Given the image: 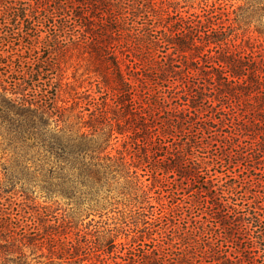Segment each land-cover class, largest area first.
<instances>
[{
	"label": "trees",
	"instance_id": "1",
	"mask_svg": "<svg viewBox=\"0 0 264 264\" xmlns=\"http://www.w3.org/2000/svg\"><path fill=\"white\" fill-rule=\"evenodd\" d=\"M190 8L174 18L158 13L153 0H0V190L21 184L72 199L120 190L122 225L109 230L106 245L115 248L123 231L138 243L122 245L105 264H264V56L239 32L257 15L264 34V0H246L233 18L205 3ZM85 9L106 31L95 50L103 61L102 99L64 107L49 60L31 53L45 39L53 51L51 43L72 32ZM84 29L89 33L87 23ZM14 34L27 38L26 51L2 53L14 46ZM213 130L221 132L217 138ZM118 135L125 150L112 155ZM246 138L257 146H246ZM192 188L198 198L187 215L206 210L198 220L188 215L184 228L174 218L183 215V202L174 200L170 214L161 198L160 207L153 202L151 190ZM2 204L0 264L14 261L15 241L36 246L46 239L60 259L106 252L81 230L74 241L56 239L70 223L55 212L44 215L55 228L32 238L40 234L35 222ZM87 209L104 213L103 206ZM18 263L29 264L23 253Z\"/></svg>",
	"mask_w": 264,
	"mask_h": 264
},
{
	"label": "rangeland",
	"instance_id": "2",
	"mask_svg": "<svg viewBox=\"0 0 264 264\" xmlns=\"http://www.w3.org/2000/svg\"><path fill=\"white\" fill-rule=\"evenodd\" d=\"M18 1L21 3L33 0ZM153 2L157 5L158 13L170 14L174 18H176L180 12L186 10L193 11V9L190 8L191 5L196 7L198 3L213 5L218 11L222 10L233 18L235 14L239 13L242 8L245 7L246 0H153ZM77 12H81L79 7ZM84 12V19H80L77 22L74 21V24H72V26L74 25L72 32H70L69 29L66 34L61 35L60 42L57 44L58 46L55 45L54 42L51 43L53 51L50 50V52L45 49V46L48 44V40L45 39L38 44L39 46L36 51L31 53V58L42 57V60H49V64H51L52 67L46 64V68L50 69V72H53L51 76L55 78L54 81L56 84L59 86L62 85L61 90L57 93V103L64 107H70L74 101H78L80 102L79 105L85 106L86 102L91 97H100V100L102 99V89H100V87L104 88L102 82L103 61L96 55L95 50L99 44H102H98V42L99 40H101V42L103 41L101 34H103L104 37L106 31H104L103 24L99 22L96 17H90L88 12L90 13L91 11L85 9ZM66 14L71 16V13L66 12ZM85 18L87 20L86 22H84ZM260 22L262 23V20ZM86 23L89 26V33H86L84 29ZM259 26V17L254 15L251 25L246 26L243 22L239 32L243 33V30L245 31L242 37L248 39L250 49L255 55L262 53L264 56V34L258 32ZM14 28L16 27L11 26L12 30ZM91 33H94V35H91ZM46 35V33H41L40 39ZM10 40L14 43V46L13 44L7 46L6 51H1L2 53L11 54L16 50H20V52L26 51L24 45L27 43V38L23 40V43L21 37L14 34ZM0 48H2L1 44ZM25 56H28V53ZM4 57L3 55L0 60H4ZM237 105L235 106L236 110H238V108H244L242 101L238 102ZM220 133V131L214 132V130L212 132L213 135L215 134L216 138ZM118 136V139L112 141L113 148H109L112 155H116L118 150H125V137ZM204 136H210V134L205 132ZM1 141L2 138L0 136V143ZM215 143L216 140L214 141V144ZM243 143L250 148H255L257 146L255 140H250L248 138H246ZM197 154H200V151L197 152ZM5 156L9 158L11 155L8 153ZM240 165L241 169L244 170L246 162L240 161ZM222 168L225 169L224 166H222ZM147 170H149V168H147ZM1 171L0 182H3L4 175L3 170ZM20 186L21 184H18L16 190H0V208L3 207L2 203H4L6 206H9L12 216L18 213L22 221L28 223L35 222L36 226L33 227V231H36L35 227H39L40 234L36 236L35 233L32 238H39L41 236L46 238L48 230L53 227L55 228V221H49L44 217L46 213L55 212V214L60 217L61 221L64 218L70 223V228L66 230H64L63 227L58 228L59 233L56 235V239L62 238L63 240L74 241L77 236L75 233L81 230L82 234L86 233L89 237L95 238L98 242H101L103 245L102 248H104L106 252L99 250L93 257L79 255L72 259H60L52 257L50 254L51 244L46 239H43L44 243L38 241L40 243L36 246L27 241L24 243L15 241L14 245L10 246L13 252H11L9 256L14 260L11 264H19L18 260L22 253L27 258L29 264H105L104 261L107 263L111 262V257L114 256L113 254L116 253V250L120 251L122 249V245L128 247L133 240L136 241L134 244L138 243L137 239H133V237L137 238L135 235H126V231H123L124 233L119 234L113 242L116 246L115 248L113 245H106L107 241H109L113 235L109 230L116 226L121 227L122 225L118 210L124 206V200L123 196L120 194V190H103L100 194H95L92 197L90 194H83L72 199L69 196L58 195L54 193L53 190H33L32 186L29 185H27L24 190H20ZM197 186L198 185L195 187ZM172 192L177 193L176 196H174V198L176 197L175 199L171 198ZM196 192V188H192L191 190H151L154 204L160 207L158 202L161 198L160 202L165 203L162 209L166 213H171V205L174 200L183 202L180 210L183 215L180 218L174 217L175 220H178L176 221L177 226H181L182 228H184L188 222V215L195 216V219L198 220V216L203 214V210H206L205 206L202 207V211L199 208H195L187 215L186 206L194 198H198ZM199 197L201 200L203 199V197ZM93 205L103 206L104 213L101 214L88 211L87 208ZM201 206L202 205H200V207ZM190 225H192L191 221ZM55 243L57 244V242Z\"/></svg>",
	"mask_w": 264,
	"mask_h": 264
}]
</instances>
